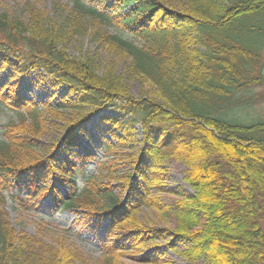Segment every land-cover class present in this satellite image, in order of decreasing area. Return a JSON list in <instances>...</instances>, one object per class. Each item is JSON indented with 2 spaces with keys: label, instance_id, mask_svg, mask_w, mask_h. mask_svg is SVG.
<instances>
[{
  "label": "trees",
  "instance_id": "obj_1",
  "mask_svg": "<svg viewBox=\"0 0 264 264\" xmlns=\"http://www.w3.org/2000/svg\"><path fill=\"white\" fill-rule=\"evenodd\" d=\"M169 1L73 0L55 21L31 9L28 25L0 15V105L20 111L19 122L9 121L0 139V264H72L75 255L18 233L4 193L25 205L51 196L56 211L91 208L107 220L104 233L131 231L122 239L130 235L136 248L163 239L162 230L145 227L136 214L141 206L158 205L154 174L169 158L187 165L194 189L159 210L174 215L175 235L189 241L181 252L187 264H264V119L235 116V108L253 98L251 90L264 85V0H174L180 7ZM74 35L92 36L129 59V69L156 94L133 97L113 67L101 73L89 52L69 53ZM27 71L53 81L57 100L47 108L77 114L50 148L35 138L48 121L43 104L16 80ZM95 114L119 144L135 142L142 129L146 158L122 178L124 199L91 176L78 187L84 160L95 158L90 150L78 155L82 138L93 145L85 123ZM101 139L106 149L115 147ZM53 177L66 182L67 194ZM103 247L105 264H117L123 248L108 241Z\"/></svg>",
  "mask_w": 264,
  "mask_h": 264
},
{
  "label": "rangeland",
  "instance_id": "obj_2",
  "mask_svg": "<svg viewBox=\"0 0 264 264\" xmlns=\"http://www.w3.org/2000/svg\"><path fill=\"white\" fill-rule=\"evenodd\" d=\"M73 0H0V15L6 16L10 21L19 20L23 25H28L31 18V9L44 14L51 21L58 20L62 15L61 6H71ZM171 7H180L181 4L174 0L168 3ZM112 33H119L123 37L142 43V40L133 34L119 30L114 26H105ZM68 51L73 55H81L89 52V55L96 57L100 72L103 73L107 66L113 67L114 73L119 75L121 81L128 89L129 95L139 98L145 95L156 94V90L151 87L145 79L136 76L128 67L129 59L116 54L110 48H106L100 42L95 43L92 36L74 35L68 43ZM264 58V53H263ZM5 79V73L1 74ZM22 85V90H26L29 98L35 99L37 103H42L41 110L45 112L48 119L46 129L40 137H35L41 147L50 148L56 144L66 133V124L75 119L73 110H64L61 113L46 107L57 100L55 96L56 87L51 78L38 72L27 71L19 78H16ZM15 80V81H16ZM28 86V87H27ZM59 89V87H58ZM253 98L242 106L235 108V116L245 121L264 119V85H257L251 90ZM59 94V92H58ZM110 115L121 114L122 110H104ZM20 111H14L0 105V139L3 138L5 125L13 120L19 122ZM99 115L91 116L85 123L89 135L93 138V145H89L86 138H82L81 146L78 148V155H83L86 150L94 153V159L84 160L85 175L78 179V187L81 190L86 183L88 176L101 181L109 186L111 191L119 198H125L126 189L122 178L128 174H133L134 168L140 161L146 158V145L142 141V129L136 132L135 142L119 144L112 133L106 127H99ZM110 141L115 147L106 149L102 144V139ZM40 151H43L40 148ZM141 170H145L143 163L139 164ZM189 168L184 162L175 158H169L162 162L158 172L154 174L158 178V185L151 189L153 198L157 199L158 205L141 206L137 211V219L148 228L162 230L163 239H157L146 246L133 247L131 236L122 239V236L131 234V231H110L104 233L107 220L103 216L93 214L91 208H71L56 211L54 199L49 196L42 198L38 203L31 202L29 205L21 203L5 195V209L9 214V219L15 230L20 233L35 236L43 244L54 249H72V264H105V249L103 243L106 241L117 243L123 249L117 264H164L169 261L173 264H187L181 252L189 247L188 240L177 238L174 233L176 219L172 213L164 215L159 212L166 205H174L185 196L194 194V189L186 180ZM53 182L57 189L64 194L69 192V188L62 183L59 177H53ZM264 229V221L262 223ZM203 264H206L201 259ZM166 264V263H165Z\"/></svg>",
  "mask_w": 264,
  "mask_h": 264
}]
</instances>
